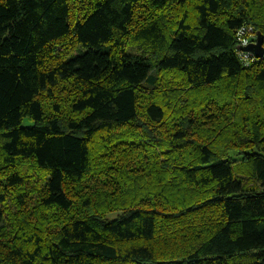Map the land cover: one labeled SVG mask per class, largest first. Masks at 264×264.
<instances>
[{
	"label": "trees",
	"instance_id": "trees-1",
	"mask_svg": "<svg viewBox=\"0 0 264 264\" xmlns=\"http://www.w3.org/2000/svg\"><path fill=\"white\" fill-rule=\"evenodd\" d=\"M243 28L264 0H0V264H264Z\"/></svg>",
	"mask_w": 264,
	"mask_h": 264
},
{
	"label": "water",
	"instance_id": "water-1",
	"mask_svg": "<svg viewBox=\"0 0 264 264\" xmlns=\"http://www.w3.org/2000/svg\"><path fill=\"white\" fill-rule=\"evenodd\" d=\"M239 50L254 54L258 59L264 57L263 37L258 34L256 42L247 46H239Z\"/></svg>",
	"mask_w": 264,
	"mask_h": 264
},
{
	"label": "rangeland",
	"instance_id": "rangeland-1",
	"mask_svg": "<svg viewBox=\"0 0 264 264\" xmlns=\"http://www.w3.org/2000/svg\"><path fill=\"white\" fill-rule=\"evenodd\" d=\"M245 36L253 41V38H256L257 35L254 33V30L252 28H249L246 32H245ZM255 42V41H254ZM253 43V42H252ZM28 211L30 214H35L36 213V216L34 218H37V206H34V202L33 200L30 201V203L28 204Z\"/></svg>",
	"mask_w": 264,
	"mask_h": 264
},
{
	"label": "built area",
	"instance_id": "built-area-1",
	"mask_svg": "<svg viewBox=\"0 0 264 264\" xmlns=\"http://www.w3.org/2000/svg\"><path fill=\"white\" fill-rule=\"evenodd\" d=\"M248 30V28H243L240 33H239V42H240V46H247L249 44H251L253 41L249 40L246 36H245V32Z\"/></svg>",
	"mask_w": 264,
	"mask_h": 264
},
{
	"label": "clouds",
	"instance_id": "clouds-1",
	"mask_svg": "<svg viewBox=\"0 0 264 264\" xmlns=\"http://www.w3.org/2000/svg\"><path fill=\"white\" fill-rule=\"evenodd\" d=\"M253 43H255V42H253Z\"/></svg>",
	"mask_w": 264,
	"mask_h": 264
}]
</instances>
